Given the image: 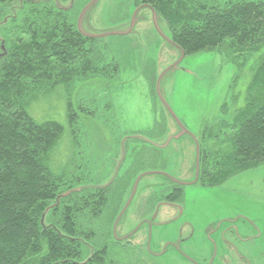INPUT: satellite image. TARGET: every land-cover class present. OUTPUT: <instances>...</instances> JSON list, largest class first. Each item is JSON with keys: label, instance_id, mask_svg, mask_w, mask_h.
Masks as SVG:
<instances>
[{"label": "rangeland", "instance_id": "rangeland-1", "mask_svg": "<svg viewBox=\"0 0 264 264\" xmlns=\"http://www.w3.org/2000/svg\"><path fill=\"white\" fill-rule=\"evenodd\" d=\"M30 2L66 9L83 33L99 38L103 64L110 65L70 92L61 86L40 94L29 109L38 122L65 127L51 163L55 172L65 170L68 185H111L98 216L90 206L78 217L94 233L84 239L86 255L105 247L113 264H213L222 236L239 251L264 252V163L213 188L201 185L197 173L200 145L230 147L231 128L221 123L245 106L264 47L230 54L225 43L184 56L167 21L137 0ZM27 10L17 1L5 13L20 18ZM68 103L78 114L73 126ZM209 127L213 135L202 139ZM180 183L184 197L168 201ZM231 208L252 215L254 227L242 232L258 233L249 245L227 231L224 212Z\"/></svg>", "mask_w": 264, "mask_h": 264}, {"label": "trees", "instance_id": "trees-1", "mask_svg": "<svg viewBox=\"0 0 264 264\" xmlns=\"http://www.w3.org/2000/svg\"><path fill=\"white\" fill-rule=\"evenodd\" d=\"M17 1L28 9L21 19L5 13ZM137 1L167 21L184 56L225 43L230 54L264 47V1ZM0 20V264H113L105 247L86 255L84 239L94 233L78 221L90 206L94 216L103 211L111 185H68L65 170L57 173L51 163L65 127L54 120L38 122L29 111L40 94L61 86L70 92L77 82L106 74L110 65L103 64L99 38L83 33L66 9L30 0H0ZM260 60L245 106L231 123H221L231 128L230 147L221 152L199 147V182L205 187L264 163V53ZM77 117L68 103L70 126ZM209 130L202 139L213 135ZM183 194L180 184L165 198L175 202Z\"/></svg>", "mask_w": 264, "mask_h": 264}, {"label": "flooded vegetation", "instance_id": "flooded-vegetation-1", "mask_svg": "<svg viewBox=\"0 0 264 264\" xmlns=\"http://www.w3.org/2000/svg\"><path fill=\"white\" fill-rule=\"evenodd\" d=\"M138 4L139 6L150 7L148 4H144L141 2H138ZM181 185L182 187L183 185L186 186V184H181ZM183 197H184V194L182 198ZM167 200L170 201L169 199ZM171 202H174V201H171ZM225 211L226 212L224 213L227 216L226 220L228 222L227 231L230 232L231 235L236 236L241 242H243L246 245H249L248 243L254 241L255 237L258 236L257 235L258 233L254 235L251 234V236H246L247 238H245V236L242 235V232L244 231V228L246 226L248 227H246L245 230L247 229L251 230L250 227H254L253 222L251 221L253 220L252 215L244 213V212H238L237 209H232V208L229 210L225 209ZM237 223H242L243 229L240 228V226ZM221 239L222 240L220 241V244L222 246V249H221L220 255L217 258H215V260L212 262L213 264H264V252L255 251V252H248L249 254H247L245 252L239 251V249H237V247L233 244L231 239L229 240L224 236H222ZM218 245L219 244H217L216 246ZM251 250H254V249L251 248Z\"/></svg>", "mask_w": 264, "mask_h": 264}, {"label": "crops", "instance_id": "crops-1", "mask_svg": "<svg viewBox=\"0 0 264 264\" xmlns=\"http://www.w3.org/2000/svg\"><path fill=\"white\" fill-rule=\"evenodd\" d=\"M163 116V115H162ZM156 123H158V125H161L162 126V132H165V123H163V121H162V123H161V121H160V119H159V121L157 120V121H155Z\"/></svg>", "mask_w": 264, "mask_h": 264}, {"label": "water", "instance_id": "water-1", "mask_svg": "<svg viewBox=\"0 0 264 264\" xmlns=\"http://www.w3.org/2000/svg\"><path fill=\"white\" fill-rule=\"evenodd\" d=\"M81 30V29H80ZM87 35V34H86ZM89 36H91V35H89ZM94 37V36H93ZM183 52V51H182ZM183 55H184V52H183ZM197 169H198V171H197V173H198V176H199V159H198V164H197Z\"/></svg>", "mask_w": 264, "mask_h": 264}]
</instances>
